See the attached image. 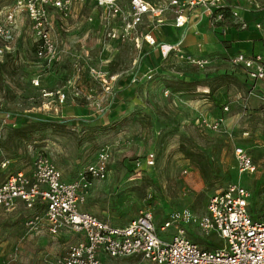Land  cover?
Wrapping results in <instances>:
<instances>
[{"label": "rangeland", "instance_id": "obj_1", "mask_svg": "<svg viewBox=\"0 0 264 264\" xmlns=\"http://www.w3.org/2000/svg\"><path fill=\"white\" fill-rule=\"evenodd\" d=\"M86 1L76 3L67 19L52 21V61L36 57L39 41L25 15L17 19L12 41L4 43L0 183L32 167L38 156L48 158L69 182L105 152L108 177L92 182L80 209L113 226H126L141 211H150L157 226L173 212L197 218L205 213L208 200L228 185L246 189L251 194L249 209L259 214L264 207V82L256 86L259 99L243 105L235 96L249 84L239 68H233V76L218 74L195 82L197 72L179 58L146 62L140 31L145 23L122 41L116 18L103 21L95 0ZM237 2L248 7L249 0ZM166 70L174 75L163 77ZM198 101L201 108L194 110ZM205 119L221 120L219 130L206 128ZM182 148L207 159V179ZM236 149L249 156L252 173H239ZM148 154L155 156L152 168L144 165ZM21 213L0 211V264H55L74 241L72 234L51 236L43 224L45 230L29 232ZM187 231L188 239L204 248L199 241L206 238L193 226ZM172 234L158 232L166 238ZM101 259L105 264H148L135 258Z\"/></svg>", "mask_w": 264, "mask_h": 264}, {"label": "built area", "instance_id": "obj_2", "mask_svg": "<svg viewBox=\"0 0 264 264\" xmlns=\"http://www.w3.org/2000/svg\"><path fill=\"white\" fill-rule=\"evenodd\" d=\"M83 0H13L0 10V56L4 54V43L13 39L17 19L25 15L32 23L39 45L35 55L39 59L52 61L55 45L50 37L55 17L65 20L76 3ZM95 0L100 17L108 23L116 18L119 38L124 41L131 32L145 21L153 27L164 23L167 13L173 16V26L182 29L181 37L173 45L159 44L150 35L142 37L150 47H155L161 57L171 54L182 58L188 66L206 70L211 59L206 56L188 55L183 52L182 40L190 27V18L200 22L207 19L212 30L229 23L245 31L250 25L239 12L225 5L224 0ZM228 8L227 15L221 9ZM248 9L259 10L255 0H249ZM199 10L198 15L194 12ZM52 16V17H51ZM255 30L263 31L264 25L255 23ZM117 38V39H119ZM133 41L139 48L138 39ZM233 67L243 71L250 82L264 81V57L237 53L230 59ZM150 73V72H149ZM149 79L151 76L148 77ZM38 86V81H33ZM63 99V96H62ZM227 109L224 108V111ZM206 128L217 131L221 120L204 121ZM239 173H252L254 165L241 149L233 151ZM109 155L101 152L97 162L90 164L79 176L69 182L62 179L59 169L46 157L38 156L32 162V171L8 175L0 184V209L11 212L21 202L30 212L24 216V226L34 232L43 224L51 236L70 233L77 237L69 244L55 264H104L101 256L112 260L139 258L148 264H264V207L256 218L249 211L251 194L239 185H228L215 193L207 202L205 213L194 218L188 212H173L159 226L150 211H141L126 226L116 227L80 209L88 196L92 182L104 181L108 177ZM154 154H148L144 165L154 166ZM140 162H137L138 166ZM6 164H2L4 168ZM41 206L42 208L38 207ZM187 226L195 227L209 239L217 238L221 246L207 250L188 239ZM171 231V237H161Z\"/></svg>", "mask_w": 264, "mask_h": 264}, {"label": "crops", "instance_id": "obj_3", "mask_svg": "<svg viewBox=\"0 0 264 264\" xmlns=\"http://www.w3.org/2000/svg\"><path fill=\"white\" fill-rule=\"evenodd\" d=\"M8 1L9 0L0 1V10L8 7L12 3L11 1L8 3ZM125 1L126 3H124V0H122L121 2V5H123V7L128 6L127 0ZM237 1L238 0H224L226 6L236 9L239 12V14L242 16V18L250 25V28L248 30L241 31L236 29L235 27H221L212 30L211 28H209L206 18H203L200 22L195 20L194 16L190 18V22H189L190 27L187 31L186 36L182 40V44H181L183 52L188 55H199V56H206L211 58V65L206 70H198L197 68L191 66L192 68L195 69V71L198 74L195 82L200 81L205 77H215L218 74L219 75L229 74L233 76L234 67L230 64V59L237 53H244L249 56L264 57V30L263 31L255 30L252 26L255 23H261L264 25V5L262 3V0L256 1L257 5L259 6V10L254 11V14H251V12L253 11L248 9V7H244L241 4H238ZM82 4L86 5L87 1L83 0ZM198 14H199V10H196L194 12V15L196 16ZM144 23H145V28H143L144 30L143 29L140 30L144 32L143 36L148 34L159 44L173 45L176 42H178V40L181 37L182 29H176L173 26V16L171 15V13H167L165 15L164 23L160 26L153 27L150 25L149 21H145ZM16 27L18 28L17 25ZM142 48H143L142 49L143 53H145L144 58L146 62L155 61L157 59L160 60L159 62H164V60L169 61L171 57L179 58L171 54L166 59H163L159 51L155 47H150L145 42H142ZM177 60H180L179 63L188 66L184 63V60L182 58H179ZM180 67L183 69L181 65ZM241 72H242L241 77L245 80L247 84H249V87L247 88L246 92H242V90L238 91L235 97L236 99H240L243 105H246L253 98L259 99L260 96L257 95L256 86H258V84L264 81L250 82L242 70ZM158 73H161V70H158ZM173 75L174 72L170 70L169 71L166 70L164 72L163 77L164 76L171 77ZM175 75H177L178 79L180 80L185 79L182 78V76H179L177 73H175ZM236 75H238V77L240 76L238 72H236ZM205 91L206 90H203L200 91L199 93H205ZM262 99L264 100V98ZM201 105L202 104L200 103V101L195 102L193 104L194 110H199L201 108ZM224 108L228 109L226 106ZM205 121L207 120L205 119ZM4 163L7 164V162ZM5 168L6 166L4 167V169ZM5 171L6 170H4V173ZM19 171H22L25 174H29L32 171V167L26 170H19ZM21 209H26V208L21 202H18L14 210L21 211L24 214L26 211L24 212ZM0 211L3 213L5 212L2 209H0ZM26 215L28 214L25 213L22 217L23 224L25 221L24 216ZM41 230H45V229L43 227H39L37 228L36 231L32 233L36 234ZM73 239L74 241H72L71 243L75 242L77 237L72 235V240ZM135 259L142 261L139 258H135Z\"/></svg>", "mask_w": 264, "mask_h": 264}, {"label": "trees", "instance_id": "obj_4", "mask_svg": "<svg viewBox=\"0 0 264 264\" xmlns=\"http://www.w3.org/2000/svg\"><path fill=\"white\" fill-rule=\"evenodd\" d=\"M221 12H223L225 15H227L228 8L221 9ZM222 25H223V27H235L229 23H225ZM110 73H113V72L111 71ZM181 152L198 169L199 173L201 174V177L204 180L207 179L209 176V167H208L207 159L201 154L192 153V152H189L188 150H184L183 148H182ZM249 211H250V215H251L252 219H255L256 218L255 212H253V210H250V209H249ZM212 238L213 237H211L209 239H205L204 241H199V243L201 245H203L204 248L207 250L217 249L218 247L221 246V243L219 240H218L219 242L213 241Z\"/></svg>", "mask_w": 264, "mask_h": 264}]
</instances>
